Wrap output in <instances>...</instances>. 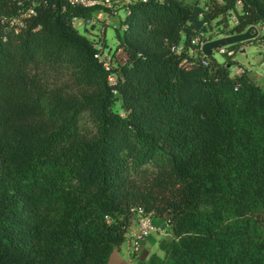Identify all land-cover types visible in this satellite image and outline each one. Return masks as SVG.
<instances>
[{"label":"trees","instance_id":"16d2710c","mask_svg":"<svg viewBox=\"0 0 264 264\" xmlns=\"http://www.w3.org/2000/svg\"><path fill=\"white\" fill-rule=\"evenodd\" d=\"M201 1L132 5L108 70L99 7L0 0V264H109L138 208L171 239L136 264H264V89L200 44L264 45V0Z\"/></svg>","mask_w":264,"mask_h":264},{"label":"rangeland","instance_id":"374dc122","mask_svg":"<svg viewBox=\"0 0 264 264\" xmlns=\"http://www.w3.org/2000/svg\"><path fill=\"white\" fill-rule=\"evenodd\" d=\"M186 1L190 4H194L196 2H199L200 4H204V2L201 0H186ZM126 16H127V11L125 7L122 6L118 9L117 13L109 17L108 24L98 21L95 27L77 26V29L81 34H84L91 39L104 41L106 51L109 52L111 50L110 53L114 54L118 46V39L116 37V32L117 30H120L121 32L123 31L121 29V25H122V21H124ZM230 19L231 20L229 23V27L228 29H226L228 31L231 30L238 23L236 16H231ZM221 28H215L214 30H212L210 33L206 35V39L215 40L218 38L225 37L226 35H221L222 32ZM258 28L261 34L262 31L260 30V27ZM239 45L241 46V48L238 51H236L235 54L231 56V58H227V56L224 55L220 50H215L213 57L215 58V60H217L220 63H223L226 60L233 62L231 66L232 74L240 73L242 71V69H240L239 66H243V68L248 69L250 76L264 89V57H263L264 45H259L258 43H256L255 39ZM243 49H246L245 53H241ZM112 58L118 60V62L124 63L126 59V54L123 51H119L118 53H115V56L113 55ZM134 221L137 222V226L139 228V221L136 220V218H134L133 222ZM154 227L155 230L152 233H150L147 236V238H149L152 234L158 232V229L156 228L155 225ZM135 235L136 233L133 234L132 238ZM132 238H131L130 246H132L133 243ZM161 238L162 240L171 239V236H169L168 232H165L161 236ZM145 240H142L141 242L143 243ZM128 252L130 254V247ZM157 252L161 256H163L164 254L159 248L157 249ZM138 259H140V256L136 257L133 263L136 264Z\"/></svg>","mask_w":264,"mask_h":264},{"label":"built area","instance_id":"2783aa9c","mask_svg":"<svg viewBox=\"0 0 264 264\" xmlns=\"http://www.w3.org/2000/svg\"><path fill=\"white\" fill-rule=\"evenodd\" d=\"M68 4L73 6H80V7H86V8H95L99 7L93 15L89 18H75L74 19V26L77 28V26H92L95 27V25L100 22H104L108 24V19L113 14L117 13L118 9L120 7H125L127 14L130 12V7L138 2H145L147 0H65ZM34 9H29L26 16L30 17L32 15H35ZM22 24V23H21ZM196 42H199L197 39ZM104 41L97 40L96 47L98 48V53L96 54V57L104 62V66L106 69L110 70L112 68V65L114 63V58L112 56L114 54H111L110 51L107 52L105 49V46L103 45ZM201 46L204 43H200ZM176 50V48H175ZM182 50L181 47L177 48V52L180 53ZM222 53H228V55L235 54L234 50H230L228 48H222L220 50ZM115 78L111 77V82H114ZM151 214H147L144 212L142 208H138L136 210V215L134 218L139 221V228L136 233V235L132 238V246H130V256H133V258L140 255L141 249H142V240H145L147 236L152 233L155 230L154 224L150 218Z\"/></svg>","mask_w":264,"mask_h":264},{"label":"crops","instance_id":"0c3cea01","mask_svg":"<svg viewBox=\"0 0 264 264\" xmlns=\"http://www.w3.org/2000/svg\"><path fill=\"white\" fill-rule=\"evenodd\" d=\"M150 217L151 220L153 221L154 225L158 229V232L152 234L149 238H147L143 243H142V251L140 256V260L146 261L150 258V256L154 253H157V249L159 248V242L162 240L161 236L165 233L168 232L169 236V225L165 218H160L155 215H151ZM138 231V226L137 222L134 221L129 228V231L126 236V240L123 243V245L119 248H117L110 259L109 264H135L133 263L134 260L136 259L133 256H130L128 250L130 247L131 243V238L134 233H137ZM169 240V239H166Z\"/></svg>","mask_w":264,"mask_h":264},{"label":"water","instance_id":"95a60500","mask_svg":"<svg viewBox=\"0 0 264 264\" xmlns=\"http://www.w3.org/2000/svg\"><path fill=\"white\" fill-rule=\"evenodd\" d=\"M259 35V28L257 26H251L245 32L228 35L215 40H209L201 46V50L204 56L211 57L213 56L215 50H221L222 48L246 43L248 41L258 38ZM245 52L246 49H243L241 51V53Z\"/></svg>","mask_w":264,"mask_h":264}]
</instances>
